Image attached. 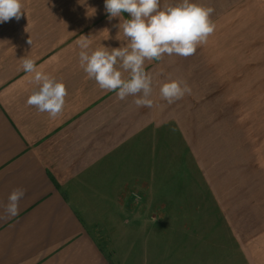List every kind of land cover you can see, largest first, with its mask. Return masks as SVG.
Returning a JSON list of instances; mask_svg holds the SVG:
<instances>
[{"label": "crops", "instance_id": "1", "mask_svg": "<svg viewBox=\"0 0 264 264\" xmlns=\"http://www.w3.org/2000/svg\"><path fill=\"white\" fill-rule=\"evenodd\" d=\"M217 2L221 9H230L231 24L252 26L251 33L244 29L236 40L244 45L232 52L237 57L231 65L236 73L231 79L232 107L223 109L237 121L235 117L244 111L239 110L240 103L264 104L240 101L255 77L264 82V60L256 59L264 58V47L255 48L256 41H264V0H230L225 6L222 0ZM22 4L19 20L0 23V264H126L128 259L140 264H185L190 263L186 253H177L183 256L177 261L172 257L173 248L187 249L184 240L208 250L196 257L198 263L206 258V264H264V166L240 163L237 158L221 173L208 172L201 155L207 152L206 134L201 131L218 120V112L207 118L212 99L206 98L204 83L196 85L198 92L192 91L191 80L197 77L187 69V61L182 59L180 65L175 55L166 62L146 60L152 104L138 106L135 101L143 97L142 90L121 100L115 91L101 89L79 62L77 41L83 35L90 41L87 51L128 47L129 39L118 27L125 17L109 21L104 0H22ZM25 58L35 59L38 70L64 83L65 105L56 117L27 104L40 84L33 82L34 74L22 70ZM240 63L245 65L241 82ZM121 65L118 59L114 67L127 80L130 69ZM170 80L187 85L190 92L169 103L160 88ZM253 115H259L256 109ZM200 134L205 138L202 148ZM250 134L264 136V129ZM201 184L218 207L216 221L198 222L188 216L183 223L196 227L181 232L174 228L173 237L182 239L174 245L164 233L161 239L169 246L161 248L155 231L164 221L159 225V217H166L170 225L169 218L182 216L178 211L182 202H205ZM17 188L25 194L19 215L9 217L8 195ZM146 217H152V226L143 240L139 227ZM219 221L223 228L215 227ZM121 227L131 228L134 241H112L111 228ZM90 228H97L99 237ZM119 234L125 237V232ZM100 237L110 241L112 254Z\"/></svg>", "mask_w": 264, "mask_h": 264}, {"label": "clouds", "instance_id": "2", "mask_svg": "<svg viewBox=\"0 0 264 264\" xmlns=\"http://www.w3.org/2000/svg\"><path fill=\"white\" fill-rule=\"evenodd\" d=\"M104 8L109 21L125 17L118 27L122 29L123 36L129 39L128 47L111 51L101 47L87 51L90 41L88 36L83 35L77 41L80 66L101 89L115 91L121 100L142 90L143 97L135 101L138 106L152 104L148 98L152 91V79L145 71V61H158L165 54L190 56L197 46L207 42L216 27L210 20L214 9L203 6L197 0H177L164 8L160 7V0H104ZM22 12V0H0V23L10 19L19 20ZM118 59L122 61L123 69H130L127 80L122 79L121 71L114 67ZM22 70L34 74L33 82L40 84L39 90L28 97L27 104L35 106L39 112H47L53 118L61 113L67 95L64 83L38 70L32 58L23 60ZM186 92H190L188 86L182 87L176 80H170L160 88L161 96L169 103L182 98ZM24 194L22 188L9 193L5 206L9 217L19 215V201Z\"/></svg>", "mask_w": 264, "mask_h": 264}, {"label": "rangeland", "instance_id": "3", "mask_svg": "<svg viewBox=\"0 0 264 264\" xmlns=\"http://www.w3.org/2000/svg\"><path fill=\"white\" fill-rule=\"evenodd\" d=\"M218 0H197L198 3L202 4L205 7H212L214 9L213 13L210 16V20L215 24V30L214 32L208 37L207 42L197 46L196 51L194 54L184 57V56H178L175 55L178 58H180V65L182 64V59H185L187 61V69L190 68L192 74L194 73L197 77L196 80H191L192 85V91L195 90L198 92V89L196 85H200L204 83L203 85L206 86L208 95L206 94V98L212 99V105H210V108H208L207 118H210L211 115L213 116L216 110L218 112V120L212 121L207 123V129L205 131H201V129H196L201 131V133H205L206 138V149L207 152L203 153L202 156L207 161L205 162L208 166V172L214 171L216 169V172L221 173L222 168H224L227 163L229 164L231 160L237 159L240 161H254L258 166H264V136H252L250 133L257 132V130L264 129V104H259L258 102L264 101V87L262 88L263 83H258L256 81H259L257 77H255V82L251 83V88H246L244 95L240 97V101L246 102L249 101H256L258 104H246L243 106L244 103H240L239 110L242 108L244 111H240L239 116L235 117L238 118L237 121H234V116H231L230 114H226L223 109H230L232 105L230 104V89H231V79L232 76H236V73L231 72V65L232 63L237 62V57L234 54L232 56V52L237 47L240 48L242 44L241 41H239V44L236 42V40L240 37H243L242 32L245 29L249 30V33H251L252 26L248 25H239V24H231V11L229 8L223 7L222 9L217 6V4H220V2H217ZM177 0H160V7L164 8L167 5L176 3ZM217 2V3H216ZM223 5H229L230 0H222ZM258 26L255 25V30ZM260 27V26H259ZM260 46L264 47V41L255 42V48H258ZM246 48V46L244 47ZM200 49L204 50L203 53H200ZM206 50V51H205ZM222 51V53H221ZM221 54V55H220ZM167 54L163 55L160 60H163L166 62L168 59ZM243 57H239V60ZM245 58H243L244 60ZM250 59V58H249ZM248 59V60H249ZM257 60L259 62H262L264 60L263 57H257ZM222 61V67L221 69L219 66V61ZM245 65L242 66V63H240L239 66V81L241 82L242 76H245V74L241 71L242 68ZM203 76H205V82L202 81ZM249 97V98H247ZM222 104V106H219ZM238 105V104H237ZM237 105L233 106L237 110ZM254 105V106H253ZM250 111H247V110ZM255 109L257 110L259 115H253V112H255ZM228 117V118H227ZM233 117V119H232ZM263 117V118H262ZM216 120V119H214ZM230 125L232 127L230 128ZM201 138V140H200ZM200 138L197 137V140L200 142V147H203V140L205 138H202L200 134ZM241 166V164H240ZM201 195H204L206 200L205 202L201 199V201H190V202H182L181 205L183 206L182 209H179L178 211L182 214V216L178 217H171L169 218L172 220V224L167 225L166 223V217H159V225H161V219L164 220L162 222V226L159 228H155V231L157 234H159L160 238V246L163 248L165 245L169 244L161 239V236L164 233H168L170 236L171 244H178L182 241L179 237H173L175 233V229L177 228L178 232L182 231V228H195V224H191L187 226L183 223V220L186 218H193L196 219L198 222H204L214 223L216 218L214 216H217L218 207L213 199H211L210 194L208 191H204V186L201 184ZM194 203H199L195 204ZM158 214V213H157ZM159 215V214H158ZM157 215V216H158ZM156 216V218H158ZM190 216V217H188ZM103 219V218H98ZM126 219L129 221L128 216ZM221 219V218H220ZM144 223L142 228V237L143 240L146 239L147 231L149 228L151 230V224H152V217H146L143 218ZM154 222V221H153ZM221 221L218 222V224L215 226L216 228H223L221 226ZM132 227V226H130ZM122 228V227H121ZM163 228H170L171 230H166ZM94 235H97L99 237L98 232L96 231L97 228H90ZM100 229V228H99ZM131 229L129 227L122 228L119 231V228H111L112 230V238L115 244L119 243H127L130 241H134L133 236L130 234L129 230ZM134 229V228H133ZM163 231V232H162ZM125 232V237L122 238L119 233ZM102 236H105L104 234ZM118 237V238H117ZM104 249L108 251L109 254H112L113 251L111 250L109 243L110 241L106 242L105 239L99 238ZM182 243L185 244L187 249L183 251V249H177L173 248L175 251L173 252L172 257L175 261L178 260V257H183L181 254L186 253L184 258H190V263L185 264H206L207 259L204 258L203 260L199 262V259L196 257H199L202 255V251L207 249H199V245L196 243L190 241L189 244H187V241H182ZM141 244V243H139ZM128 247V244L125 245V250ZM191 248L192 249L190 251ZM115 255L119 253V249H114ZM123 252V248H121V253ZM139 254H141V257L144 260V253L143 249L138 250ZM181 253L178 255L177 253ZM194 258V259H193ZM186 260V259H185ZM126 264H140L138 260L131 261L130 259L125 261ZM175 264H182L181 263H175Z\"/></svg>", "mask_w": 264, "mask_h": 264}]
</instances>
